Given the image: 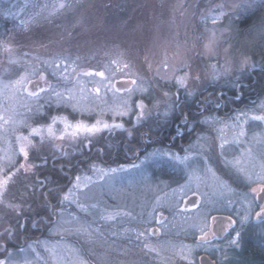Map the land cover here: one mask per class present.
Returning a JSON list of instances; mask_svg holds the SVG:
<instances>
[{"label":"flooded vegetation","instance_id":"flooded-vegetation-1","mask_svg":"<svg viewBox=\"0 0 264 264\" xmlns=\"http://www.w3.org/2000/svg\"><path fill=\"white\" fill-rule=\"evenodd\" d=\"M88 2L9 0L6 4L15 6L6 5L5 10L15 11L8 16L0 12L2 224L10 228L26 214L25 223L37 229L40 195L51 213L55 206L54 182L48 188L41 185L47 176L49 180L55 177L56 163L64 162V176L70 177L69 163L78 149L75 161L90 164L83 173L98 164L109 171L119 170L117 175L125 174L133 183L112 208L101 210L95 264H202L203 257L207 264H247L249 235L264 228V223H253L261 209L258 199L252 200L250 221H244L248 218L246 163L237 164L222 151L232 143L221 147L219 142H198L197 137L212 134L210 126L199 121L218 117L214 111H223L226 116L218 118L226 119L250 109H217L212 94L186 108L182 105L191 103L176 92L173 101L177 105L170 114L149 110L137 122L138 110L116 114L101 109L91 114L97 123L86 124L100 130L85 132L76 145L69 141L72 119L83 121L88 115L71 106L72 79L83 76L82 68L72 75V56L78 45L71 39L83 34V5L85 10ZM70 14H75L73 23L68 20ZM133 81L116 80L114 88L127 93ZM29 92L38 95L29 96ZM228 97L236 103L243 94ZM105 124L109 127L104 128ZM21 148L28 153L26 158ZM126 167L133 170H121ZM137 168L140 171H134ZM147 184L156 188L149 190ZM263 188L261 184L252 191L253 197ZM106 212L115 219L105 220ZM236 231L240 232L238 246L230 247ZM139 233L143 235L137 238ZM4 240L14 242L12 237Z\"/></svg>","mask_w":264,"mask_h":264},{"label":"rangeland","instance_id":"rangeland-1","mask_svg":"<svg viewBox=\"0 0 264 264\" xmlns=\"http://www.w3.org/2000/svg\"><path fill=\"white\" fill-rule=\"evenodd\" d=\"M7 1L0 0V12L10 5ZM83 1H89L84 3L85 10L83 5V34H74L71 39L72 44L78 45L72 56V75L82 68L83 76L72 79L71 106L74 111L88 115L83 121L79 117L72 119L69 137L72 145L85 137V131L76 132L75 126L96 124L97 118L91 115L96 111L139 112L142 102L144 112L170 114L175 107L174 93L179 90L191 97L195 84L228 79L236 71L255 64L250 40L241 38L236 20L257 0ZM74 15H68V20L73 21ZM251 32L252 39L263 38L264 23L254 25ZM97 56L99 61H93ZM245 59L248 65L242 66ZM89 72L93 75H85ZM99 72L104 73L103 77L95 75ZM182 77L184 86L177 82ZM127 78L135 80L133 88L118 93L115 81ZM3 103L0 95V107ZM255 117H264V100L226 119L213 116L201 119L199 123L209 125L212 134L197 137L198 142L213 141L224 146L232 143L222 151L233 156L237 164L245 161L248 221L254 211L252 191L264 184V119ZM139 168L134 171H140ZM118 173L119 170L113 173L97 164L89 173L77 174L61 196L58 214L62 215L57 214L47 237L12 249L1 260L6 264L9 259L13 264H95L101 210L112 208L118 197L133 187L132 180H127L129 177ZM76 177H80L79 187ZM2 182L0 173V187ZM146 187L156 188L149 184ZM65 196L67 200L63 199ZM107 217H112L110 212L104 218L110 220ZM256 232L264 233V228Z\"/></svg>","mask_w":264,"mask_h":264},{"label":"trees","instance_id":"trees-1","mask_svg":"<svg viewBox=\"0 0 264 264\" xmlns=\"http://www.w3.org/2000/svg\"><path fill=\"white\" fill-rule=\"evenodd\" d=\"M74 20L75 19H73V21ZM262 22L264 23V0H257L251 8L246 9L243 13H240L236 20V26L239 30L241 38L250 40V52L253 56V61L255 64L246 67L240 72L236 71L228 79L218 78L217 80L208 81L205 83H194L195 90L193 91L191 97L184 93L183 90H179L178 93L184 94L185 99L191 103H184L182 107H195L196 101H201L210 97L209 94H212V97H214L216 102L215 107H217V109L233 107L247 110L251 109L261 100H264V37L261 39H252L253 36L251 32L254 25ZM73 37L74 36H72V39ZM239 93L243 94V98L240 102L235 103L234 100L228 97L229 95H235ZM213 113L218 117L226 116L221 110L214 111ZM79 156L78 149H76V153L73 152L72 160L69 163L70 177L64 176V173L67 172L65 163H56L54 171L55 177L49 180L47 176V179H45L41 185H45L46 188H48L49 185L54 182L55 206L53 212L51 213L49 209L43 206L42 203L44 201V197L40 195V206L38 210L39 227L37 229L33 228L30 222L31 219L28 220L30 222L29 224L25 223L23 218L26 214H23V216L18 218V224H12L10 227L12 229L11 237L14 239V242H11L10 240H4L8 239L7 234L0 236V245H3V247H0V260L5 258V256L12 249L21 248L30 241H37L47 237L51 226L57 220L62 194L71 185L75 179V176L79 172L85 171L86 168L90 166V164L85 165L84 163L76 162L75 159ZM2 223L3 221L0 220V234L5 233V230L9 229V227H7V223L6 225ZM256 231L257 230H252L249 235L250 240L248 243L247 264H264V233H258Z\"/></svg>","mask_w":264,"mask_h":264},{"label":"snow or ice","instance_id":"snow-or-ice-1","mask_svg":"<svg viewBox=\"0 0 264 264\" xmlns=\"http://www.w3.org/2000/svg\"><path fill=\"white\" fill-rule=\"evenodd\" d=\"M221 7H222V6H221ZM11 14H12V13H11V9H8V10H6V11L4 12V15H5V16L11 15ZM213 22L215 23V18L213 19ZM244 65H248V61H247L246 59L242 62V66H244ZM57 67H59V65H57ZM85 75H89V76H90V75H93V73H90V72H89V73H85ZM95 75H99V76L103 77L104 73H103V72H99V73H95ZM177 82H178L181 86H184V78H183V77L180 78ZM133 83H135V82L133 81ZM40 91H44V89L41 87V88H40ZM96 91L99 92V89H96ZM34 95H38V93H37V92H29V96H34ZM60 95H61V94L57 93V96H60ZM165 95H167V93H165ZM143 116H144V105H143V103L141 102V104L139 105V113H138V115H137V117H136L137 122H140L141 119L143 118ZM185 119H186V117H185ZM255 119H264V117H255ZM69 127H71V125H69ZM103 127H104V128H108L109 126H108L107 124H105ZM113 127L121 128V127H123V125H113ZM75 129H76V132L85 131V132H88V133H94V132L100 130L99 128H97V127H95V126H93V127H87V126H82V125H79V124L75 126ZM49 132H51V129H49ZM74 134H75V133H74ZM59 138H60L61 140L64 139L63 136H61V137H59ZM221 147H223V145H221ZM21 152L24 153V156H25V158H26L27 155H28V153L25 152L23 148H21ZM172 158H173V159H176L175 154H173ZM185 159H187V157H185ZM22 167H24V166H22ZM29 167H34V165H33V166H29ZM25 171H28V167H25ZM111 171H112L113 173H115V172L117 171V169H111ZM76 181H77V187H79V184H80V177H76ZM253 191L255 192L256 190L254 189ZM257 198H259V195H258V194H257L256 197H253V200H255V199H257ZM63 199H64V200H67L68 197L65 196ZM259 199H260V202H261V209H260V212H257V213H256V216H257L258 220H259L261 223H264V198H259ZM58 215H62V213H60V214H58ZM107 219H115V217H114V216H112V217H107ZM247 219H248V218L245 217V218H244V221H246ZM232 223L234 224L235 221H232ZM241 226H243V221H242V223H241ZM234 231H235V229H234ZM4 234H7L8 238L10 239V238H11V235H12V229H11V228L6 229ZM4 234H0V236H2V235H4ZM140 235H143V233H139V234L137 235V238H139ZM239 237H240V232H239V231H236V236H235V238L229 240V246H230V247H232V246H238ZM203 239H204V237L202 236V237H201V240H203ZM0 247H3V245H0ZM222 251H223V249H222ZM0 264H6V261H5V260H0ZM7 264H13L12 260L9 259V260L7 261ZM202 264H207V262H202Z\"/></svg>","mask_w":264,"mask_h":264},{"label":"water","instance_id":"water-1","mask_svg":"<svg viewBox=\"0 0 264 264\" xmlns=\"http://www.w3.org/2000/svg\"><path fill=\"white\" fill-rule=\"evenodd\" d=\"M258 195H259V198H264V188L262 189V191H261ZM259 198H257V199H258V203L261 205V202H260V199H259ZM253 223H255V224H259V223H261V222L258 220V218H257V216H256V217L254 218ZM202 261H203V262H207L208 259H207L206 257H203V258H202Z\"/></svg>","mask_w":264,"mask_h":264}]
</instances>
